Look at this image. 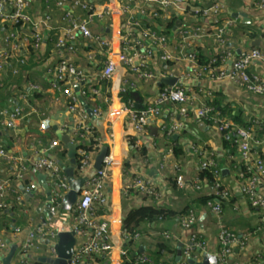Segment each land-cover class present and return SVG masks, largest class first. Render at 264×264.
<instances>
[{
	"label": "crops",
	"instance_id": "obj_1",
	"mask_svg": "<svg viewBox=\"0 0 264 264\" xmlns=\"http://www.w3.org/2000/svg\"><path fill=\"white\" fill-rule=\"evenodd\" d=\"M88 1L89 3L94 1V6L97 7L98 11L102 9L104 4L110 6L111 15L103 19H93L90 28L100 39L109 42L110 50L116 52L120 48L121 36L124 34L122 19L119 13L115 14L118 12L119 0ZM138 1L134 0L128 15H132L136 21L143 24L150 22L153 28L157 30L163 29L155 23V20L147 16V11L156 5L155 0L146 6L145 15H140L137 12L134 4ZM214 1L223 5L218 23L221 21L232 22L231 26L224 28L225 45H220L214 37L210 36L193 41L186 51L192 50L208 60L221 57L223 51H228L232 57H236L243 48L264 50V10L261 11L257 8L258 0H186L184 6L169 9L165 15V20H159L162 26H165L169 21L173 23L172 31L167 32L165 36L175 54L182 45L179 32L183 27H190L191 25L210 26L213 30L216 26L212 24V18H199L196 21L191 14L197 8L209 7ZM72 2L73 0H49L46 4L43 0L29 1L27 14L34 21L41 20L45 13L50 15L49 23L40 26L38 29L43 38V45L38 49L32 47L30 27L22 30L17 41V48L12 50L11 46L5 42V38L15 27L0 26V51H6L10 54L5 69L0 72V112L15 109L23 111V118L18 122L15 131L0 129V145L9 154L19 157L26 164L28 172L25 182L36 177L31 165L47 154L46 150L50 142L38 130L40 119L48 117L60 133L64 126L70 127L72 124V119L66 112V97L62 95L61 86L56 82L54 76L47 72L58 61L66 60L76 69L88 74L90 80L88 82L96 91L95 95L80 97L83 105L78 103L83 111L86 109L100 111V118H93L88 121L98 130L101 141L105 138L108 154L112 156L113 160L110 180L105 187L109 208L107 213L102 216L109 227L113 250L108 257H99L96 264H119V252L121 249H127L128 244L123 240L121 230L123 217L129 210L141 206H155L179 212L191 206L196 192L209 195L207 187L203 186L199 191H196L191 186L198 170V159L191 147L197 148V150L206 147L207 149L203 150L214 156L219 169L226 176L221 180V184L228 189L235 199L233 204L234 215L226 216L224 221L212 216L205 207L196 210L197 225L192 229V232L201 234L208 245V252L214 255L218 251L217 232L219 225L227 224V221L233 217L238 225L244 224L248 218L254 217L249 224L256 225L259 217L261 215L263 217L264 210L251 208V204L243 194L242 184L229 166L230 161H235L234 163L237 164V159L235 156L231 160L228 159V149L223 146L222 138L209 130L203 121L197 120L194 117V111L199 104L214 101L219 103L218 106L222 110L241 113L247 120L252 118L264 119V98L253 96L227 81L217 80L210 75L196 79L189 74L188 66L182 62H156L153 70L154 78L150 80L137 79L132 75L128 76V73L120 69L111 79L102 82L98 74L107 59V49L97 44L86 45L85 40L78 34H75L72 40H68L60 33L65 26L62 21L65 13L73 12L70 9ZM185 5H188V11H186ZM74 13L76 15L82 14L80 11ZM60 40L64 41V45L57 47ZM69 48L72 50H68ZM229 64V60L225 61L227 68H229ZM249 71L264 79V65L253 63ZM125 74L129 81L134 84V90H129L136 94L133 102H130L134 106V110L138 111L149 106L159 91L176 85H181L187 91L192 100V105L186 107V115H181L179 105L172 102L164 103L160 106L158 117L149 122L145 135L139 139L134 136L128 119L119 113L117 114L118 110L122 109L126 102H129L122 91V77ZM165 78L176 79V82L173 85H167L163 82ZM75 87H77V92L74 90ZM81 88L76 84L71 86L75 95L79 94ZM175 125H179L180 128L171 134H167V131ZM149 127H158L155 136L150 135ZM53 138L59 141L56 135ZM175 146H180L183 152L182 156L177 158L173 156L172 149ZM261 152L264 154V150ZM61 163L63 166L67 165L68 159ZM162 163L166 167L164 170L159 169ZM173 164L179 166V173L185 180V189L175 187L173 180H170L175 178V174L170 169V165ZM93 171L94 169L87 171L86 177H89ZM9 172H14L13 169H10L9 163L0 165V179H11V185L15 189L17 188V194L25 200L30 212L27 215L24 213L23 208L16 204L14 191L9 190L4 195L3 200L6 207L0 210L1 240L9 246H17L26 238L28 229L41 223L46 224L48 228L52 226L57 233L70 230L72 224L69 212L61 211L56 217H51L49 220L45 218L42 212L36 213L38 208L46 203L44 200L46 198L45 193L43 192L42 202H36L35 195L34 201L31 196L26 199L23 191L24 184L14 181ZM135 178L148 182L161 195V198L159 200L149 199L136 191L124 195L125 187ZM179 217L166 222L167 232L170 235L166 240L169 250L173 253L164 255L163 259L175 264L180 262L181 257H178L177 253L187 245L189 236V233L179 228ZM18 226L24 232L18 236L17 240H14L12 237L13 227ZM143 234L134 243V249L137 253L154 250L156 232L145 230ZM38 242L40 246H44L41 241ZM81 242L83 239H77V245ZM35 254L38 256L36 263L45 264L40 263L39 259L45 258L46 251L40 250ZM13 260L14 257L10 264L15 263ZM229 261L230 264H251V262L264 264V236L262 238L251 236L244 253L240 254L234 251Z\"/></svg>",
	"mask_w": 264,
	"mask_h": 264
},
{
	"label": "built area",
	"instance_id": "obj_2",
	"mask_svg": "<svg viewBox=\"0 0 264 264\" xmlns=\"http://www.w3.org/2000/svg\"><path fill=\"white\" fill-rule=\"evenodd\" d=\"M30 0H0V26H16L14 30L7 35L5 42L11 46L12 50L17 48L18 38L24 28L30 27L32 33L30 39L32 47L38 49L43 45V38L38 31L40 26H45L50 21L48 13L43 14L41 20L34 21L27 14V7ZM47 4L49 0H43ZM153 0H139L135 2L134 6L140 15H145L146 6ZM134 0H119L118 12L120 15L122 25L124 26L123 35L121 36V44L119 50L113 52L110 50V43L103 41L99 36L91 31V24L93 19H103L111 15L110 6L104 4L102 9L98 11L97 7L90 6L88 0H73L71 4V11L66 12L62 21L65 23L62 32H60L66 39L72 40L75 34L81 36L86 45L97 44L100 47L107 49V59L105 60L103 68L99 71V78L101 80H109L115 76L120 69H123L127 75H132L137 79L150 80L154 78L153 70L155 63H178L182 62L188 66L189 74L196 79L204 75H210L220 81H227L244 92L253 96L264 98V79L258 74L249 71L253 63L264 65V50L259 48H243L239 55L232 57L228 51H223L221 54V62L215 65L216 60L211 58L208 60L206 66L198 63L196 53L192 50L186 51L193 41L205 39L207 37H214L216 42L220 45H225L224 28L231 26L230 21H221L218 23L219 15L222 13L223 5L220 2H213L207 8H197L193 12L199 14V18H212V24L216 26L213 30L209 27L199 25H191L190 27H183L179 32L180 36V50L175 54L170 47L168 38L165 35L158 34L152 31H147L142 28V23L136 21L132 15H128L130 6L133 5ZM156 5L147 11V16L152 20H165L167 11L172 8L184 6L186 0H155ZM186 6V5H185ZM259 10H264V0H258L256 4ZM93 8V10H92ZM184 10V8H183ZM80 11L81 15H76L74 12ZM128 15V16H127ZM212 31V32H211ZM212 33V34H211ZM64 41L60 40L57 47H62ZM68 50H72L69 48ZM10 54L6 51H0V72H2ZM229 60V68L225 66V61ZM47 72L54 76L56 82L60 84L62 95L66 97L65 108L66 112L72 119L70 127L64 126L61 129L62 134L69 136V141L76 146L80 142H85L92 137L94 126L90 125L91 119L86 111L79 106L78 97H87L90 94L96 93L93 89L86 95L83 91L85 84L89 83L88 74L76 69L66 60L58 61ZM126 74L122 77V91L125 94L129 90H134V84L129 81ZM73 84L81 86L79 94H73L71 86ZM79 95V96H78ZM172 102L179 105L180 114L186 115L187 106L192 105V100L187 91L181 86H172L164 88L156 95L153 102L146 106L142 111L134 110V106L130 102L118 110L117 114L126 117L131 124L134 136L141 139L151 120H154L159 115L160 106L164 103ZM101 113L98 110L92 111V118H100ZM194 117L197 120L203 121L209 130L221 137L222 132L231 133L234 138V144L237 147V163L246 168L248 176L243 173H237V178L242 184L243 194L249 201L253 208H261L264 210V159L259 158L252 148L264 150V133L261 139L257 140L254 136L255 126L258 121H253L250 128H243L235 125L231 120L221 116L214 108L205 104H199L194 111ZM23 118V111L15 109L13 111L0 112V129L6 131H15L18 122ZM51 120L48 117H42L38 123V130L46 132L50 128ZM180 128L175 125L170 130H166L167 134H171ZM264 131V126L262 127ZM101 140V138H100ZM100 141V147L95 151H86L82 149L76 150L78 155V165L75 166L76 179L86 178L83 183L80 194L74 207L69 212L71 215L70 232L74 234L75 245L71 254L69 264H96L99 257H108L113 250L111 236L109 233L108 224L102 219L108 210V198L105 193V187L110 180V169L113 164L112 156L107 153L103 160L102 167L93 171V173L86 177V172L93 169L94 159L103 146ZM59 141L50 140L47 154L51 155L56 149H59ZM102 144V145H101ZM193 153L197 156V168L208 169L213 171L216 182L209 183L207 180L199 179L197 176L193 178L191 186L196 191L201 187H207L208 193L216 198L225 199L229 196V192L223 188L220 169L213 159V155L206 150H197L191 147ZM53 156V155H52ZM233 157H228L231 160ZM235 162V161H233ZM9 163L14 172H9L14 181L23 183L24 195H31L34 201L42 202L43 189L37 184L36 177L27 180L28 168L26 164L19 157L9 154L7 150L0 145V165ZM165 164L159 166L160 170H164ZM31 169L38 174L45 176V184L50 193V213L52 217H56L60 212V206L64 197L69 192L67 178L63 175L62 167L56 162L47 157H40L31 165ZM170 169L175 174L176 186L179 189H185V180L179 173V166L176 164L170 165ZM12 171V170H11ZM179 173V174H178ZM222 187V188H221ZM221 188V189H220ZM14 191L16 204L23 208L24 213L29 214V206L26 205L25 200L18 195L17 188L11 185V179H0V210L5 209L4 195ZM132 191L141 193L147 198L159 200L161 195L157 193L148 182L140 178H135L124 189V195ZM42 199V200H41ZM38 200V201H37ZM46 201V198L44 199ZM32 201V203H33ZM205 208L215 218L219 219L223 210L218 202L208 201ZM197 225L196 213L192 210L188 211L186 215L178 219V226L181 230L189 233L188 243L181 251V259L178 264H189L188 260L193 262H200V254L208 252V245L205 239L197 232H192V229ZM264 234V226L258 229ZM21 227H13L12 237L14 240L18 239L23 233ZM59 233V232H58ZM57 232L53 230L52 226L49 228L46 224H37L27 230L26 238L17 245V250L14 255V262L16 264H30L38 259L36 252L40 250L46 251L45 258H55V245L57 242ZM123 240L127 241L128 235L121 230ZM162 236L165 239L169 238L167 232H163ZM251 236L236 237L229 232L228 229L219 225L217 232V246L218 251L214 254L217 258L218 264H230V256L234 251L244 253ZM140 235H135L133 240L137 241ZM77 239H83V242L77 245ZM38 241H41L44 246H40ZM77 245V246H76ZM76 247V248H75ZM9 245L0 239V259L8 253ZM119 264H124L128 261L127 249H121L119 252ZM211 255V254H210ZM136 264H169L164 261H155L146 254L138 255L135 253ZM14 263V264H15ZM1 264V261H0ZM171 264V263H170ZM256 264V262H251Z\"/></svg>",
	"mask_w": 264,
	"mask_h": 264
},
{
	"label": "trees",
	"instance_id": "obj_3",
	"mask_svg": "<svg viewBox=\"0 0 264 264\" xmlns=\"http://www.w3.org/2000/svg\"><path fill=\"white\" fill-rule=\"evenodd\" d=\"M106 2V0H104ZM89 2V1H88ZM90 6H92L94 8V1L91 2L89 4ZM188 5L185 6L186 11H188ZM92 8V10H93ZM191 14L194 16V19L197 21L199 19V14H196L195 12H191ZM155 23L158 24L159 26L163 27V29L161 30H157L155 28H153V26L151 25L150 22H146V23H142V28L147 30V31H152L158 34H162L165 35L167 32L169 33L170 31H172L173 28V23L172 21H169L166 23L165 26H162V24L160 23L159 20H155ZM16 28V26H13ZM264 36V35H263ZM197 56V60L198 63L202 66H206L208 60L203 58L202 56L196 54ZM214 59L216 60L215 65L220 64L221 62V58L220 57H214ZM102 69V67L100 68V70ZM103 81H107V80H101ZM93 89V86L91 85V83H87L84 85L83 87V91L86 92V95L90 92V90ZM134 95H136L135 93H132L130 91H127L125 93L126 98H128L129 102H133L134 99ZM205 105L210 106L212 108H214V110L216 112H218L221 116L228 118L229 120H231L235 125L241 126L243 128H250L252 126V122L253 121H258V124L255 126L254 129V136L257 140L261 139L263 136V129L262 127L264 126V119H250L247 120L245 117H243L241 115V113L238 112H234V111H224L221 108H219V103L218 102H207L205 103ZM144 108L138 110V111H142ZM40 132V131H39ZM92 132V137L91 139L85 141V142H80L78 143L75 147V166H77L78 164V155L76 153V150L78 149H82V150H86V151H95L98 150L100 147V135L98 133V130L94 127L93 130H91ZM40 134L44 137H46L48 139V141H50V139L55 140L56 138H53L55 136V133L51 130V128H49V130H47L46 132H40ZM221 138L223 141V146L225 148L228 149V154L229 157H237V147L234 144V138L232 136L231 133H227V132H222L221 133ZM59 149H56L52 152H49L51 155H53L56 159H58L60 162L65 161L67 159V153L68 150L66 149L65 146H63L61 143H59ZM203 149H207L206 147H202ZM252 152H254L259 158L264 159V154L261 152L260 149H255L252 148ZM172 153L173 156L180 157L183 155V152L180 148V146H175L172 149ZM214 159V156H213ZM232 168V171L234 173H243L246 176H248L247 172H246V168L243 167L241 164H236L233 161H230L229 163ZM65 166V165H64ZM11 169V168H10ZM220 179L222 180L224 177H226L225 175H223V173L220 170ZM197 177L201 180L205 179L207 180L209 183H214L216 182V179L213 175V171L208 170V169H199L197 170L196 173ZM64 175V174H63ZM74 176H76V174L74 173ZM173 183L174 186H176V180L175 178L170 179ZM222 188V187H221ZM220 188V189H221ZM224 189H226L228 191L227 188L223 187ZM229 192V191H228ZM196 195L193 196V201L191 203V206L188 208H184L182 211H175V210H169L166 208H161V207H155V206H141V207H137V208H133L131 210H129L128 212L125 213L124 217H123V221H122V230L128 235V240L126 241L127 244V251H128V261L125 262L124 264H136L135 262V253H137L134 249L135 246V242L133 240L135 235H140V237H142L144 234V231H155L156 232V238L154 239V250L149 251V252H145V253H137L138 255L140 254H146L148 256H150L152 259H154L155 261H164L167 263H171V264H175L174 262H169L164 258V255L168 254V253H173L172 251L169 250V245L167 240L162 236L163 232H167L168 231V226H166V222L173 220V218H177L178 216L182 217L184 215L187 214L188 211L192 210L196 213V210H198L201 207H205L206 203L208 201H215L218 202L221 207H222V214L220 216L221 221H224V218L230 214L234 215L233 213V204H234V197L233 195H231V193L229 192V196L225 199H220V198H216L214 196L211 195H202V193H195ZM251 206V205H250ZM251 208H253L251 206ZM254 209V208H253ZM197 216V214H196ZM179 217V218H180ZM198 217V216H197ZM254 217H250L248 218V220L246 221V223L244 224H240L238 225L235 222L234 217L232 219H230V221H227V224H224L223 227L228 229L229 232L231 234H233L236 237L242 238L243 236H256L259 238H262L264 236V234L259 231L258 229L261 228L262 226H264V220L262 218V215L259 217L258 221L256 222V225H250L249 222L253 221ZM242 232V233H241ZM168 233V232H167ZM129 247V248H128ZM162 258V259H161ZM99 260L97 259L96 262H98ZM30 264H39L35 262H31Z\"/></svg>",
	"mask_w": 264,
	"mask_h": 264
},
{
	"label": "water",
	"instance_id": "obj_4",
	"mask_svg": "<svg viewBox=\"0 0 264 264\" xmlns=\"http://www.w3.org/2000/svg\"><path fill=\"white\" fill-rule=\"evenodd\" d=\"M163 82L166 83L167 85H173L176 82V79L165 78L163 79ZM74 90L75 92H77V87H75ZM78 102L83 105V102L79 97H78ZM86 113L91 119H93L91 110L86 109ZM50 128L57 136L59 142L63 146H65L66 149L68 150V153H67L68 164L65 166H63V164L52 155L45 154V157L56 162L57 165L62 167V171L67 178L69 192L64 197V200L60 206V210L63 212H70L77 201V198L80 194L81 187L83 183L86 181V178L76 179L74 177L75 148L76 147L70 143L69 136L67 134L60 133V131H58L56 125L53 122L50 123ZM157 129L158 127L157 128L149 127L150 135L155 136ZM102 141H103V146L101 147V149L99 150V152L97 153L94 159L93 169L95 171L99 170L102 167L103 160L107 156V153H108V146L106 145L105 138H103ZM36 181H37V184L41 186V188L43 189L46 195V203L43 206L39 207L36 213L42 212L45 215V218L49 220L52 217V214L50 213V208H51L50 193L45 184V176L38 174L36 176ZM31 195H25L26 199L29 198ZM262 218L264 220V214ZM74 245H75L74 234L71 233L70 231H63V232L61 231L57 234V242L55 245V254H56L55 258L54 259L41 258L39 259V262L45 263V264H69V260L73 252ZM16 249H17L16 245H10L8 253L0 259L1 264H10L14 257ZM177 255L178 257L181 256L180 250L178 251ZM200 257H201L200 262L195 263L191 260H188V263L189 264H218L217 258L214 255L201 253Z\"/></svg>",
	"mask_w": 264,
	"mask_h": 264
}]
</instances>
